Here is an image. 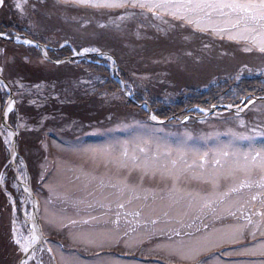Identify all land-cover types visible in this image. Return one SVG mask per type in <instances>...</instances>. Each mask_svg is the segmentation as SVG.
Instances as JSON below:
<instances>
[{
  "label": "rangeland",
  "instance_id": "1",
  "mask_svg": "<svg viewBox=\"0 0 264 264\" xmlns=\"http://www.w3.org/2000/svg\"><path fill=\"white\" fill-rule=\"evenodd\" d=\"M46 1L48 0H42L41 6L30 9L24 14H18L14 8L5 7V10L7 13L17 14L23 22L26 21L27 26L33 28L38 36L41 35L49 41L48 45L57 41L56 36H46L48 32H59L62 40L67 37L84 41L87 39L86 31L91 27L93 30L89 34L97 33L99 29L106 30L109 27L124 31L126 26L136 24L139 28L138 37L139 35L147 36V30L152 27L168 37H170L168 31H173L164 26L167 23L157 21L153 16L149 17L151 13L119 19L118 14L124 10L112 9L118 10L115 18L108 22L105 21L104 24L101 22L96 24L91 20L92 18L87 16L70 19L64 13H56L55 10L44 6ZM53 2L57 3V6H79L73 3V0H54ZM28 3L32 4L33 0H28ZM42 10L51 16L53 24L37 18ZM128 11L139 12L141 10L130 9ZM49 16L44 18L49 19ZM165 19L170 20L171 18L166 17ZM175 22L181 24L180 21ZM75 26L82 27V31L73 30ZM140 29L143 31L141 32ZM205 34L210 40L207 38L208 40L202 41L201 46L197 47L198 53L187 50V47L193 44L190 36L187 38H175L174 36L175 42L170 45L178 47L177 43L182 44L185 53L171 58V66L161 62V66L153 64L152 68L144 72L138 73L135 70L131 73L140 86L131 87L133 93L131 97H134V93L141 92L143 101L154 102L157 108L165 109L178 101L180 95H186L189 88L206 89L216 84L218 78L231 74L219 67L215 69L218 70L215 78L210 74L204 75L216 66V59L222 60L227 57L234 60L242 53L247 55L251 53L243 50L245 47L243 41L228 40L227 37L221 40L211 32ZM185 42L191 45H185ZM215 42L222 43L218 44V49H214L211 45ZM227 44L236 46L241 44L242 47L233 46L241 52H234L233 48ZM222 45H225L227 49L220 48ZM252 52L262 54L263 59L259 61L260 56H256V67L251 64L240 66L237 73L233 75L235 78L258 75L264 71V67H258L264 62V53L256 49ZM106 64L110 70L114 69L113 63L112 65ZM95 79H98V76L90 71L87 75L80 76L77 86L74 87L75 91L81 94L88 91L94 92L98 88L94 84ZM184 80H191L192 83L189 84L191 87L182 86ZM57 92L56 87H48L44 83L31 87L20 80L16 81L17 102L23 104L27 102L25 107L28 109L40 111L45 107L52 108L53 98L58 95ZM20 94L25 97L22 98ZM113 96L115 107L116 105H127L125 100H115ZM24 99H26L25 102H23ZM108 101L109 104L112 103L111 99ZM255 104L257 102L250 107L241 108L239 116L216 114L214 115L215 120H209L210 122H206L201 127L198 125L197 127L189 125L166 127L163 124H150L137 110H132L126 116H116L115 119L109 117L108 122H91L92 124H80L79 126L73 121L66 123L65 118L59 114L43 110L41 111L44 112L43 117H40L45 118L43 120L47 128L45 131L41 127L42 118L39 119L38 125H33L29 122V117L21 119L20 116L18 147L20 153L22 148L27 153L26 156L22 155L25 158L27 169L22 159H17L15 166L20 175L18 178H15L10 165L7 168L2 166L5 163V157L10 152L11 144L3 142L6 136L4 128L1 136L0 240L3 246H0V264H16L17 262L9 260L20 255L17 246L12 242L13 229L17 234H23L25 237L31 234L29 229L33 227V204L24 191V186L20 183L22 181L29 184V179L33 188L35 182H39L35 191L42 210L41 223L45 232L44 238L52 249L56 264H201V261L208 260L209 257L214 258L208 260V264H253L254 261H258L261 258L246 254L245 247L258 245L262 240L259 236L253 239L249 235L246 239L241 237L236 243H225L219 247H213L199 255L196 261L181 259L170 248L165 247L169 243L166 240V233L176 226V220L194 225L189 229L191 235L185 238L192 244L197 243L203 236L215 238L223 230L233 227V218L226 213L222 214V218L203 215L197 219L199 209L197 194L211 191L210 181L213 179L219 186L218 190H224L232 184V179L226 174V170L214 171L215 165L211 167L205 165L203 168L197 165L201 163L199 154L207 152L211 159L215 155V150L221 145L231 144L240 154L264 148V134H257L264 132L262 125L264 124V105L257 104L254 107ZM14 105L13 103V109ZM199 112L205 113L201 110ZM158 118L157 116V121ZM241 121H243V126ZM233 132L251 138L233 137ZM139 136L145 139L160 138L172 148L181 142L186 143L190 148V151L184 155L187 164L182 165L178 171L170 166L167 169L145 170L130 160L125 161L119 158L118 153L93 156L69 149V146L77 145L112 146L115 151L127 146L132 152L135 150L136 138ZM10 139L13 141L14 134ZM37 140H39V145L35 144ZM137 155L140 154L137 153ZM237 176L243 178L242 173H237ZM251 178L260 179L257 174H252ZM173 185L178 191L173 194V198H170ZM249 194V190L245 189L242 193L234 195L247 199ZM121 203L125 205L123 209L118 208ZM137 212L140 213L139 216L132 215ZM117 213H121L118 224L115 223ZM123 213L128 215L125 217ZM153 219H156L158 223L152 224ZM74 220L77 223H72ZM85 220L89 223H83ZM197 228L200 230L197 231ZM46 249L39 256L42 257L43 264H52L49 259L52 252L48 253Z\"/></svg>",
  "mask_w": 264,
  "mask_h": 264
},
{
  "label": "snow or ice",
  "instance_id": "2",
  "mask_svg": "<svg viewBox=\"0 0 264 264\" xmlns=\"http://www.w3.org/2000/svg\"><path fill=\"white\" fill-rule=\"evenodd\" d=\"M73 3L93 9H123L124 12L118 14L119 19H124L129 16H144L146 13H151L155 20L162 23H172L180 21L182 25L190 26L196 32L208 33L217 35L221 40L227 37L228 40L237 42L243 41L245 44L244 51L252 52L254 49L260 53H264V0H73ZM42 0H33L32 4L28 0H0V9L8 7L14 8L18 14H24L30 9H35L41 6ZM130 9H139V12H130ZM101 15L107 13L101 12ZM170 17L171 19H165ZM181 24L175 25L177 28ZM104 27V25H100ZM0 38L16 39L13 35L6 32H0ZM25 45H32L46 56L47 50L41 48L39 43L33 45L32 41L24 39ZM64 45H61L63 47ZM73 56H80L90 52H99L97 48H82L80 50L72 49ZM108 59H111L109 57ZM57 63H60L58 60ZM115 61H113V64ZM4 66H0V75L4 73ZM9 83L5 84L4 79H0V85L7 87L8 104L4 112V116L0 117V124L6 130L5 144H12L11 136L13 135L12 128L7 124V115L13 112L12 84L15 82L14 77H9ZM123 85V81H121ZM126 95L131 96V85L124 87ZM264 102V98H262ZM248 103H254L251 98ZM146 107V105H145ZM242 109L238 108V111ZM203 111V109H201ZM22 119V118H21ZM41 120V127L47 131L46 126ZM150 120L156 121V115H150ZM15 123V120H14ZM243 126V121L240 122ZM19 128L20 125L16 124ZM124 127V126H121ZM258 135L264 134L257 133ZM187 135V134H186ZM233 137L239 136L240 139H250L251 137L243 136L235 132ZM136 147L132 152L127 146L113 150L112 146H87L77 145L69 146L71 151H75L84 155H116L125 161H132L137 166L148 170L154 168L167 169L169 166L173 170H180L182 165L187 164L184 155L190 151L189 146L181 142L175 148H172L166 141L157 137L145 139L143 136L136 138ZM143 145V146H141ZM154 147V153H153ZM14 148V146H13ZM139 153L140 155H137ZM176 157V158H174ZM201 161L197 167L203 168L205 165L211 167L216 166L214 171L226 170V174L232 179L231 186H227L224 190H218L219 186L216 180L210 181L212 190L204 194H197L196 199L199 202L198 216L200 219L203 215H210L214 218H222V214L226 213L233 218V227L223 230L217 237L209 238L203 236L197 243L192 244L186 241V237L191 235L189 229L194 225L187 224L182 220H176L174 227L166 233V240L169 242L165 247L170 248L181 259H189L196 261L197 257L213 247H219L225 243H236L241 237L247 238L251 236L255 239L257 236L262 240L258 245L245 247V253L252 256H258L261 259L254 261L253 264H264V148L260 150H251L248 153H238L231 144L221 145L215 150V155L209 159L208 153L199 154ZM13 157L9 153L5 157V163L2 165L7 168L11 165ZM195 163V161L193 162ZM191 167V165H189ZM237 173H242L243 178L237 176ZM252 174L259 175V180H253ZM249 190L247 199H242L234 194H240L243 190ZM256 189V191H252ZM24 191H28L27 188ZM178 189L173 185L170 193V198ZM191 197V194H189ZM35 203L33 208L35 209ZM123 203L118 205V208L123 209ZM27 214V213H26ZM34 215V213H33ZM117 220L119 223V216ZM125 217L127 213H123ZM134 216H139L140 213H133ZM77 223V221H72ZM87 224L89 221L85 220ZM152 224H157L158 221L153 219ZM200 229L197 228V231ZM38 227L34 224L29 229L31 233L25 237L23 234H17L12 230V242L17 246L19 252L18 264H43V259L39 256L45 251L43 246L37 247L38 237L35 234ZM246 232V235H245ZM48 253L52 252L51 248H47ZM214 257H209L208 260ZM51 260L52 257L49 256ZM208 260L201 261V264H208Z\"/></svg>",
  "mask_w": 264,
  "mask_h": 264
},
{
  "label": "trees",
  "instance_id": "3",
  "mask_svg": "<svg viewBox=\"0 0 264 264\" xmlns=\"http://www.w3.org/2000/svg\"><path fill=\"white\" fill-rule=\"evenodd\" d=\"M56 4L57 3L48 0L44 3V6L50 10H55L56 13H64L68 15L70 19L73 17L82 18V16H87L92 18L91 20L95 21L96 24L100 22L104 24L105 21L108 22L115 18V14H117V11L103 9L85 10L68 5L57 6ZM42 11L44 12V10ZM42 11H40L37 18L53 24L51 16L46 12L42 13ZM101 12L107 14L101 15ZM46 16L50 18H44ZM27 25V22H23L17 14L13 12L7 13L5 8L0 9V32H6L13 36L17 33L26 34L41 43H49L43 36H38L35 30ZM164 26L173 29V31H168L170 37L160 34V32L153 27L147 30V36L141 37V35H139L138 37L137 33L139 28L136 24L126 26L124 31L105 27V29L107 28L106 30L99 29L97 33L89 34L90 31L93 30V27H91L86 31L87 39L84 41L67 37L62 40L59 32H48L46 36H56L57 38L56 42H51L50 44L52 47L49 49L51 60L44 59L41 52L35 47H27L12 41L0 39V66H4L5 68L2 75L8 82L9 79L7 78H15L12 88L16 100L17 80L31 87L44 83L48 87H56L58 91V95L53 98L52 108L45 107L39 111L25 107L27 106V102H25L26 99L23 100V102H25L24 104L17 102L16 110L11 113L9 119L10 124L15 127L21 116V118L29 117V122L31 124L38 125L39 119L43 117L42 115L44 112H41L43 110L59 114L65 118L66 123L73 121L79 124V126H81L80 124H92L91 122H108L109 117L115 119L116 116H126L131 113L132 110H137L143 117L146 116L147 113L144 110L125 98L120 84L111 77L109 69L105 65H97L93 62L98 61L97 57H92L91 62L83 59L59 65L55 64L53 61H62L73 54L69 46L61 48V45L65 42L64 40L71 42L78 50L87 47H97L103 51H111L117 58L120 67V75L123 80L133 87H140L131 73L135 70L138 73L144 72L148 70V68H152L153 64L161 66V62H165L168 66H171V58L179 57L181 54L185 53L182 44L177 43L178 47L170 45L175 42L173 39L174 36L175 38H187V36H190L193 44L191 45L185 42V45H191L187 47V50L195 51L196 53L199 52L197 47L199 45L201 46L202 41H205L207 38L210 40L207 36L198 33H190L186 29H180L170 24ZM73 30L79 32L82 31V27L75 26ZM140 30L141 32L143 31V29ZM218 44L220 45L222 43L215 42V44L211 45L214 49H218ZM229 47H232L236 53L241 52V50L235 49L241 46L234 45V48L233 45H229ZM220 48L227 49L225 45H222ZM256 56H260L259 61L263 59L262 54L254 52L249 53V55L242 53V55H239V57L234 60H230L227 57L222 58V60L216 59V66L204 75L208 76L210 74L215 78L218 75V70L215 69L219 67H222L221 70L228 71L231 74L218 78L216 84L209 86L210 88L203 89L193 87L195 89L190 90V93L187 95H180L178 101L165 107V109H159L154 102H151L155 113L162 119H168L175 115L185 117L188 114H192L193 111L188 112V110L195 106H199L203 109H210L213 105L219 104L240 105L248 96L254 95L256 97L264 95V71L258 75H245L240 78H235L233 76L242 65L251 64L256 67ZM258 67L263 68L264 62ZM89 71L98 76V79L94 81L95 86L98 88L92 93L90 91L82 94L76 92L74 87L77 86L80 76L87 75ZM178 77L180 76L178 75ZM182 83L184 87H191L189 84L192 83V81L184 80ZM199 87L202 86L199 85ZM81 91H83V89H81ZM141 91L143 92L142 89ZM112 95H114L113 98L115 97V100H125L127 105H116L117 107H115L116 103L112 100ZM20 96L22 98L25 97L23 94H20ZM135 96L138 101H142L143 94L141 92H137ZM7 98V92L0 86V117H2V111ZM109 99H111V104H109ZM1 140L2 138L0 136V145ZM20 144L22 145V142ZM35 144L39 145V140L35 141ZM20 151L22 153H20L21 156L27 155L25 149L22 148ZM38 183L39 182H35L33 186L37 187ZM1 210L2 203H0V212ZM0 246H3L1 240ZM18 256L19 255H16V259L14 258L9 261L18 263Z\"/></svg>",
  "mask_w": 264,
  "mask_h": 264
},
{
  "label": "water",
  "instance_id": "4",
  "mask_svg": "<svg viewBox=\"0 0 264 264\" xmlns=\"http://www.w3.org/2000/svg\"><path fill=\"white\" fill-rule=\"evenodd\" d=\"M18 38H20V36H17L16 37V39H18ZM16 39H11V40H15L16 41ZM28 40L29 41H32L33 42V45L35 43H39V42L33 41L32 39H28ZM41 48H45V46L41 45ZM46 58H48L47 55H46ZM0 79H4V78L0 75ZM4 81H5V84H8V82L5 79H4ZM5 88H6L7 91H9V89L7 87H5ZM12 98H13V100H15L13 90H12ZM7 104H8V102H7ZM7 104H6V107H7ZM6 107H5V109H6ZM5 109H4V112H5ZM149 113L151 114V110L149 111ZM3 116H4V114H3ZM151 122H153V121H151ZM153 123H155V122H153ZM7 124H8V122H7ZM12 130H13V134H14V139H13L12 147H11V150H10V153H11V155L13 157V160H12V163L11 164L13 165V169H14V171L16 173V177L18 178V173L16 171L15 164H14L15 156H16V154L18 155V153H17L18 133L15 131V129L12 128ZM13 146H14V148H13ZM29 190H30V197H31V199L33 201V204L35 203V206H36L35 209H34L33 224H35L38 227L37 234H38V238H39V244L36 245L38 247L39 245H41L43 243V237H42L41 226H40V215H39V209L37 207V205H38L37 199H36V197H35L32 189L30 188Z\"/></svg>",
  "mask_w": 264,
  "mask_h": 264
}]
</instances>
